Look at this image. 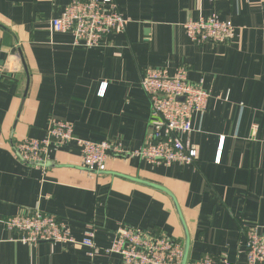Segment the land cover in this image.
Returning a JSON list of instances; mask_svg holds the SVG:
<instances>
[{
    "label": "crops",
    "instance_id": "0c3cea01",
    "mask_svg": "<svg viewBox=\"0 0 264 264\" xmlns=\"http://www.w3.org/2000/svg\"><path fill=\"white\" fill-rule=\"evenodd\" d=\"M69 1L0 0V218L39 209L77 240L93 226L102 248L125 226L187 246V263L244 264L248 228L264 237V0H115L126 29L91 49L50 29ZM212 15L231 22L234 38L193 44L182 24ZM12 53L20 70L9 75L1 68ZM180 67L210 94L183 138L198 149L193 165L109 156L104 172L90 173L75 142L51 146L44 169L14 154V144L43 138L50 120L72 123L79 139L139 150L150 120L140 79L150 68L171 75ZM17 237L0 226V264H120L113 254L89 258L80 247Z\"/></svg>",
    "mask_w": 264,
    "mask_h": 264
},
{
    "label": "built area",
    "instance_id": "2783aa9c",
    "mask_svg": "<svg viewBox=\"0 0 264 264\" xmlns=\"http://www.w3.org/2000/svg\"><path fill=\"white\" fill-rule=\"evenodd\" d=\"M127 22L119 13L115 0H70L61 16L51 20L50 29L54 33L70 34L73 46L91 49L100 47L106 36L123 33ZM182 27L190 41L198 46L226 44L234 38L235 33L231 22L221 21L215 15L189 20ZM1 70L9 75L18 73L20 62L17 55L12 53ZM187 73L185 67L178 68L171 75L164 69L156 68L144 72L139 85L150 103V120L148 134L139 150H122L120 142L79 139L74 135L72 123L50 120L43 138H25L14 144V154L22 162L44 169L49 161L51 146L58 148L75 142L80 149L81 166L90 173L104 172L109 156L139 158L150 166L193 165L199 158L198 149L183 138H188L193 132V115H202L206 111L210 94L190 83ZM104 90L105 85L101 94ZM0 226L16 232V241L24 245L48 242L80 247L86 249L89 258L116 255L120 258V264H182L184 258V249L177 241L132 227H118L107 248L96 245L93 226H89L82 238L77 240L66 223L39 209L24 210L15 216L0 218ZM186 264L234 263L228 262L226 257L218 262L206 256ZM244 264H264V237L258 234L256 227L246 231Z\"/></svg>",
    "mask_w": 264,
    "mask_h": 264
},
{
    "label": "water",
    "instance_id": "95a60500",
    "mask_svg": "<svg viewBox=\"0 0 264 264\" xmlns=\"http://www.w3.org/2000/svg\"><path fill=\"white\" fill-rule=\"evenodd\" d=\"M3 38H4L5 46L8 48H11L12 39H11V36L6 31L3 34ZM186 255H187V246L185 247V250H184V258H183L182 264H186Z\"/></svg>",
    "mask_w": 264,
    "mask_h": 264
}]
</instances>
